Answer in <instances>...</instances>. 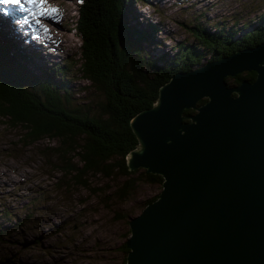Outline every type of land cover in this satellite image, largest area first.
Returning a JSON list of instances; mask_svg holds the SVG:
<instances>
[{
  "label": "water",
  "instance_id": "obj_1",
  "mask_svg": "<svg viewBox=\"0 0 264 264\" xmlns=\"http://www.w3.org/2000/svg\"><path fill=\"white\" fill-rule=\"evenodd\" d=\"M130 126L128 170L163 181L129 220L125 264H264V42L174 73Z\"/></svg>",
  "mask_w": 264,
  "mask_h": 264
},
{
  "label": "rangeland",
  "instance_id": "obj_2",
  "mask_svg": "<svg viewBox=\"0 0 264 264\" xmlns=\"http://www.w3.org/2000/svg\"><path fill=\"white\" fill-rule=\"evenodd\" d=\"M42 10L32 7L33 13L25 15L36 28L42 21L51 29L48 40H44L46 49L32 40L23 42V33L15 27L11 14L0 15V38H10L26 61L31 59L35 66L28 65L34 75L40 74L39 66L51 73L57 66H70L56 79L67 82L72 104L96 109L102 95L79 71L81 38L72 29L78 13L76 0H49L39 13ZM262 12L264 0H135L129 15L141 27L156 26L158 30L150 33L144 51L158 57L166 53L172 56L177 43H198L183 24L201 23L210 29L215 23L230 27L236 22L241 26ZM43 15L46 19L41 18ZM21 26L30 33L28 26ZM206 60L205 56L201 64ZM1 122L0 264H121V244L130 235L127 217L139 214L141 202L157 195L161 186L141 183L133 203L110 194L120 179L118 175L89 174L88 187L80 186L55 167V138L18 145L12 155L10 148L19 137L20 127H5Z\"/></svg>",
  "mask_w": 264,
  "mask_h": 264
},
{
  "label": "trees",
  "instance_id": "obj_3",
  "mask_svg": "<svg viewBox=\"0 0 264 264\" xmlns=\"http://www.w3.org/2000/svg\"><path fill=\"white\" fill-rule=\"evenodd\" d=\"M133 1L76 0L78 13L72 29L81 38L80 75L102 95L93 110L72 104L67 82L64 78L56 79L58 73L69 71L70 66L50 68L53 73L39 66L40 74L34 75L29 68L34 65L31 59L26 61L25 54L15 48L10 38H0V121L5 127H20L10 153L18 145L55 138L58 145L52 148L55 152L52 158L62 174L67 177L69 174L74 183L83 187L89 185L86 178L89 174L118 175L120 179L110 194L132 203L136 202L134 194L141 183L159 184L162 188L163 178L144 169L140 171L141 168L128 170L125 158L138 146L131 118L153 106L159 87L174 73L201 65L205 56L206 62L216 60L264 42L262 12L251 23L241 26L236 22L230 27L215 23L210 29L201 23L183 24L198 43H177L172 47L171 52L176 50L172 56L169 53L149 56L144 44L150 41V33L158 29L154 25L141 27L131 20ZM255 76L250 71L227 77L226 81L239 84L244 78L251 81ZM205 101L202 99L199 104ZM191 112V109L184 111ZM157 195L148 196L141 206ZM132 216L126 219L128 225ZM121 250V264H125L128 252L125 241Z\"/></svg>",
  "mask_w": 264,
  "mask_h": 264
},
{
  "label": "bare ground",
  "instance_id": "obj_4",
  "mask_svg": "<svg viewBox=\"0 0 264 264\" xmlns=\"http://www.w3.org/2000/svg\"><path fill=\"white\" fill-rule=\"evenodd\" d=\"M16 1L17 0H15V1H12V2H10L9 0H2L1 2H0V12L3 14V15H8V14H11V17H10V19L12 20V21H15V24L16 25H19L21 28H24V27H22L21 26V24H23L22 22H18V20H17V16H12V14H14V8H16L17 6H16ZM21 1V0H20ZM45 2H46V0H35L34 2H33V7L37 10H42L41 12H39V13H43V11H44V8H45ZM10 5H12V7L10 6ZM30 12H31V9H30ZM26 13H29V12H26ZM36 17H39V15H35ZM42 19H46V17L43 15L42 17H41ZM41 18H38L39 20L41 19ZM34 21V20H33ZM21 23V24H20ZM39 23V22H38ZM43 22L41 21V24H42ZM32 25H33V27L34 28H36V26L33 24V23H31ZM30 30V29H29Z\"/></svg>",
  "mask_w": 264,
  "mask_h": 264
},
{
  "label": "flooded vegetation",
  "instance_id": "obj_5",
  "mask_svg": "<svg viewBox=\"0 0 264 264\" xmlns=\"http://www.w3.org/2000/svg\"><path fill=\"white\" fill-rule=\"evenodd\" d=\"M242 73H243V72H242ZM245 73H246V72H245ZM237 75H238V74H237ZM244 79H247V78H244ZM244 79H243V80H244ZM254 79H255V78H254ZM254 79H253V80H254ZM248 80H249V79H248ZM253 80H251V81H253ZM231 85H234V84H231Z\"/></svg>",
  "mask_w": 264,
  "mask_h": 264
}]
</instances>
